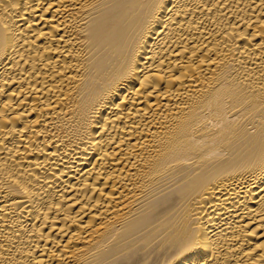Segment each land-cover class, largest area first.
Returning a JSON list of instances; mask_svg holds the SVG:
<instances>
[{
  "label": "bare ground",
  "instance_id": "6f19581e",
  "mask_svg": "<svg viewBox=\"0 0 264 264\" xmlns=\"http://www.w3.org/2000/svg\"><path fill=\"white\" fill-rule=\"evenodd\" d=\"M0 264H264V0H0Z\"/></svg>",
  "mask_w": 264,
  "mask_h": 264
}]
</instances>
